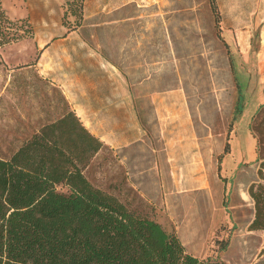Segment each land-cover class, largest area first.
I'll return each mask as SVG.
<instances>
[{
	"label": "rangeland",
	"instance_id": "1",
	"mask_svg": "<svg viewBox=\"0 0 264 264\" xmlns=\"http://www.w3.org/2000/svg\"><path fill=\"white\" fill-rule=\"evenodd\" d=\"M78 1L55 35L39 14L12 18L2 4L34 33L0 48V157L71 108L104 142L85 170L94 186L176 232L199 258L264 264V232L248 225V191L260 180L251 125L264 93V0ZM78 24L71 32L88 45L72 44L82 61L66 90L63 65L41 74L39 45Z\"/></svg>",
	"mask_w": 264,
	"mask_h": 264
},
{
	"label": "trees",
	"instance_id": "2",
	"mask_svg": "<svg viewBox=\"0 0 264 264\" xmlns=\"http://www.w3.org/2000/svg\"><path fill=\"white\" fill-rule=\"evenodd\" d=\"M78 2L63 7L64 19L77 15ZM188 12L194 14L191 9L183 14ZM215 18L219 27L218 10ZM33 33L30 21L11 20L0 0V48ZM102 55L112 61L105 51ZM243 100L239 95L237 114ZM255 115L251 130L258 135L260 180L248 191L255 209L248 225L264 232V104ZM103 146L67 108L10 157H0V264H228L188 252L176 232L94 186L85 170Z\"/></svg>",
	"mask_w": 264,
	"mask_h": 264
},
{
	"label": "crops",
	"instance_id": "3",
	"mask_svg": "<svg viewBox=\"0 0 264 264\" xmlns=\"http://www.w3.org/2000/svg\"><path fill=\"white\" fill-rule=\"evenodd\" d=\"M6 0L2 1L3 7L6 10ZM11 3L12 11H16L17 14L12 16L9 11L7 13L12 17H19L25 18L30 17L33 21L38 20L37 14H39V25L43 31H52V30H63V26H61V13L63 10L61 9L62 5L67 2H72L74 0H9ZM25 3L27 6L26 12L21 10L22 4ZM31 8V9H30ZM55 14L56 21L52 22L50 20ZM50 34H54L50 32ZM55 35V34H54ZM63 35L59 39L55 40H47L45 42H41L39 45L40 48V55H39V66L42 75L48 76H57L56 71L59 70V67L63 65V75L64 81L60 82L61 87H65L66 90L71 89L70 86L73 84V73L72 69L78 68L81 65V59L79 60H72V54L75 51V48L72 47L73 42L82 41L84 45H88L87 42L83 40L82 37L74 36V32L69 33L65 30L64 33L60 34ZM63 48V52L57 54L59 49ZM99 52V51H98ZM96 53V52H95ZM95 53L93 55H95ZM97 54V53H96ZM102 56V54L99 52ZM60 58H62V63H60ZM106 59V58H105ZM107 60V59H106ZM108 61V60H107ZM85 63V61H84ZM109 63V61H108ZM71 84V85H70ZM69 85V88L66 87ZM263 101L261 104H264V93H261ZM260 104V105H261Z\"/></svg>",
	"mask_w": 264,
	"mask_h": 264
},
{
	"label": "bare ground",
	"instance_id": "4",
	"mask_svg": "<svg viewBox=\"0 0 264 264\" xmlns=\"http://www.w3.org/2000/svg\"><path fill=\"white\" fill-rule=\"evenodd\" d=\"M178 118H179V122H181L182 125H185V120H183L184 117H183V113L181 111H178ZM196 168H197V170H196V172H197L199 170L198 165H196ZM194 178L198 181V183H200V184L203 183V179L200 176H197Z\"/></svg>",
	"mask_w": 264,
	"mask_h": 264
}]
</instances>
